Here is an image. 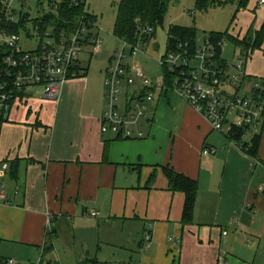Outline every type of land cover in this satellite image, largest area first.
<instances>
[{
    "label": "crops",
    "instance_id": "crops-1",
    "mask_svg": "<svg viewBox=\"0 0 264 264\" xmlns=\"http://www.w3.org/2000/svg\"><path fill=\"white\" fill-rule=\"evenodd\" d=\"M89 80H70L58 101L34 99L28 89L0 122V260L17 264L1 255L13 250L40 254L44 264L50 239L57 248L71 226L75 239L87 230L119 245L141 233L138 264H264L257 261L264 254V128L254 158L156 82L149 118L133 137L102 133L107 90L88 95ZM209 147L215 156L203 155ZM167 167L199 183L189 226L184 194L168 190ZM241 237L258 241L252 262L235 255Z\"/></svg>",
    "mask_w": 264,
    "mask_h": 264
},
{
    "label": "built area",
    "instance_id": "built-area-1",
    "mask_svg": "<svg viewBox=\"0 0 264 264\" xmlns=\"http://www.w3.org/2000/svg\"><path fill=\"white\" fill-rule=\"evenodd\" d=\"M36 6L37 17L31 18L25 5ZM64 0H0V48L4 75L14 89L25 93L28 89L41 88L42 96L58 101L62 89L70 80L77 79L86 67L84 57L92 59L102 50L103 41L96 33L97 21H93L89 10V0H71L74 8L84 7L83 14L75 22H66L67 28L58 31L56 25L42 30L41 22L46 15L59 16ZM264 0L260 1V5ZM32 8V6H31ZM33 27V32L31 27ZM17 28L16 32L10 29ZM152 27L141 28L139 37H150ZM39 40L35 51H24L20 47L23 40ZM211 38H197L195 44L178 43L167 49L159 62L163 69V88L165 72L173 75V90L211 124L214 131L228 135L232 127L247 130L251 137L258 136L264 128V88L261 86L247 90L250 95H240L246 90L247 78L243 70L244 63L235 66L238 73L231 76L217 57L216 48L222 43ZM191 45H194L191 46ZM130 48V52L128 49ZM134 45L123 41L122 49L111 57L107 69L106 81L109 108L101 119L102 133H115L127 138L134 135V129L143 120L149 118V104L155 97L156 86L144 69L136 63H127V59L136 56ZM125 83V100L120 106L122 89ZM7 86V83L3 88ZM15 96L4 93L0 97V118L5 119L10 112L9 102ZM18 98V97H17ZM135 127V128H134ZM143 134L140 133L139 137ZM246 139V138H245ZM244 143V142H243ZM250 143V141H249ZM217 149L206 148L205 156H215ZM7 169V166L4 167ZM98 217V213H92ZM52 225H49V232ZM52 237L53 234H52ZM149 234L145 241L149 242ZM0 264H15L13 260H0Z\"/></svg>",
    "mask_w": 264,
    "mask_h": 264
},
{
    "label": "rangeland",
    "instance_id": "rangeland-1",
    "mask_svg": "<svg viewBox=\"0 0 264 264\" xmlns=\"http://www.w3.org/2000/svg\"><path fill=\"white\" fill-rule=\"evenodd\" d=\"M120 3L121 0H89V10L98 19L95 32L100 33L103 45L102 50L92 59L84 57V65L89 68L86 77L90 79L89 86L94 88L89 89L90 93L88 95H91L93 90H95L94 96L97 93L101 94L102 86H104L106 93L105 83L108 80L106 69L109 66L110 56L122 49L123 41L116 35ZM258 3L259 0H251L246 9L235 15L236 8L233 5L213 8L203 13L198 9L195 0L175 1L170 4L163 25L157 26L156 37L146 40L143 37H139L136 45H134L137 49L136 56H130L127 59V63L139 64L153 83L156 84L157 82V84L162 85L164 79L163 69L159 62L166 55L168 49L169 28L171 26L193 28L198 32V37L202 39H209L214 33L225 35L221 46V56L227 63L231 76L235 77L238 74L235 71V66L238 65L239 61H242L244 63V72H247L252 79L251 85L247 83L246 88L248 89L249 86H261L264 88V39L260 49L247 55L245 49L227 38V35H230V37L242 41L250 30L256 32L262 30L264 26V5L259 6ZM31 6L27 2L25 9L29 11L31 18H35L37 17V9L35 5L33 6L32 4ZM29 27H31L33 32V27ZM38 46L39 40L37 39L23 40L20 43V47L27 52L35 51ZM128 52H130V48ZM86 77L82 76L78 77V79L84 80ZM121 89L123 93L120 106H123L127 89L125 83L121 84ZM42 92L41 88L33 89L31 91L33 94L32 98L41 99ZM240 95L244 96L246 94L240 91ZM105 98L107 99V111L109 108L107 93ZM249 137L251 136L249 135L246 139L248 140ZM66 232L67 235L60 237L59 246L53 248L51 252L48 250L50 253H47L43 258L44 264H138L139 262L138 254L141 251H138L137 247L139 248L142 242V239H140L141 233L139 240L138 238L134 239L137 246L134 244L135 241L129 244L127 242L128 239H126L119 247L118 241H113V243L106 241V236L100 240L98 232L90 235L86 230L85 234L78 236L77 239H75V233L71 226L67 228ZM248 240L250 241L246 237L237 239L235 255L238 257L244 256V258L252 262L255 251H257L256 248L259 245L258 241L251 239L252 244H250ZM128 245H131L134 249H131V251L127 250L128 247L126 246ZM1 255L5 259L16 260L17 264H40V254L24 253L19 257V255L15 256L13 250H10L6 254L1 253ZM262 258H264V254L263 256L260 255L257 261L261 262ZM25 260L26 262L24 263Z\"/></svg>",
    "mask_w": 264,
    "mask_h": 264
},
{
    "label": "trees",
    "instance_id": "trees-1",
    "mask_svg": "<svg viewBox=\"0 0 264 264\" xmlns=\"http://www.w3.org/2000/svg\"><path fill=\"white\" fill-rule=\"evenodd\" d=\"M179 0H121L119 17L116 25V35L122 41H126L131 45H136L138 34L141 28L152 27L154 33L148 37L145 36L144 39H153L156 37V28L164 23L166 14L170 7V4ZM198 9L206 13L210 9L225 7L228 5H233L236 8L235 15L238 14L243 9H246L251 0H195ZM84 7L74 8L71 6V0H64L61 13L59 16L46 15L43 17L41 26L42 30H47L49 26L56 25L58 31H62L67 28L66 22H75L83 14ZM93 21H97V17H92ZM235 19V18H234ZM234 21V20H233ZM17 28L10 29L11 32H16ZM198 38V32L193 28L171 26L168 31V49L174 48L178 43H189L195 44ZM227 38L234 43L240 45L248 54L253 51L260 49L261 44L264 39V26L261 31L256 32L250 30L246 38L242 41L236 40L230 35ZM211 39L216 44L224 41L225 35L222 34H212ZM194 47V45H191ZM5 50L0 48V97L4 93L12 94L15 96L14 100L9 102L10 108L13 106L16 98L25 96L24 93H20L14 89L10 80L8 81L4 75V68L2 65V57L5 54ZM217 57L221 59V63L225 68H229L225 60L221 56V48H216ZM89 71L88 67L83 69V73L79 76H87ZM165 84L167 90L173 89V75L165 72ZM247 80L252 81L251 78ZM7 83V86L5 84ZM6 119L2 116L0 122H5ZM246 129L232 127L228 139L237 143L242 147V149L250 156L256 158L258 157V151L260 147V136H253L250 139V143L244 142V139L248 137ZM244 142V143H243ZM166 177L168 179V190L170 192L182 193L185 196V203L182 215V223L184 226H189L194 222V215L196 209V201L199 190V183L185 175L177 173L174 169L167 167L165 168ZM155 175L153 174L150 178V186L154 182ZM52 236L53 233H49ZM52 239H50V244L48 245L44 254H47L52 248ZM49 250V251H48Z\"/></svg>",
    "mask_w": 264,
    "mask_h": 264
}]
</instances>
